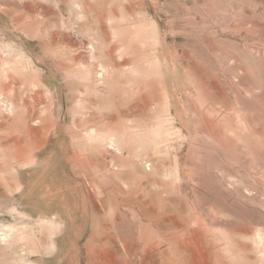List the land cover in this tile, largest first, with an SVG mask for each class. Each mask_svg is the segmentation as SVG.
I'll list each match as a JSON object with an SVG mask.
<instances>
[{"label": "rangeland", "instance_id": "1", "mask_svg": "<svg viewBox=\"0 0 264 264\" xmlns=\"http://www.w3.org/2000/svg\"><path fill=\"white\" fill-rule=\"evenodd\" d=\"M0 206V264H264V0H0Z\"/></svg>", "mask_w": 264, "mask_h": 264}, {"label": "crops", "instance_id": "2", "mask_svg": "<svg viewBox=\"0 0 264 264\" xmlns=\"http://www.w3.org/2000/svg\"><path fill=\"white\" fill-rule=\"evenodd\" d=\"M56 185H58V183ZM59 191H60V189H57L56 193L58 194ZM58 199H59L58 197H54V196H53V198L51 197L50 200H45L44 197H37V196L31 198V197H29V194L23 195L22 197H19V200H21V202L23 204L24 203L25 204L34 203L37 206H40L42 203H44L46 201H50V202L53 201V202L58 203V201H59ZM30 205H32V204H30ZM29 208H31V207H29ZM59 211H60V209L57 207L56 210L54 211V213H50L46 216H51V217L56 218L60 214ZM36 214L38 217V216H41V214L45 215L46 213L42 212L41 210H38L36 212ZM49 243L50 242H48L47 244H44L41 248L43 250H46V247L51 245ZM57 252H58V245L55 244V246L52 247V249L50 251H44L43 253H40V257L33 259L32 264H59Z\"/></svg>", "mask_w": 264, "mask_h": 264}, {"label": "built area", "instance_id": "3", "mask_svg": "<svg viewBox=\"0 0 264 264\" xmlns=\"http://www.w3.org/2000/svg\"><path fill=\"white\" fill-rule=\"evenodd\" d=\"M3 217V214H2V208L0 206V235H2L1 233L4 232V227L3 226V223H1V218ZM3 219V218H2Z\"/></svg>", "mask_w": 264, "mask_h": 264}, {"label": "bare ground", "instance_id": "4", "mask_svg": "<svg viewBox=\"0 0 264 264\" xmlns=\"http://www.w3.org/2000/svg\"><path fill=\"white\" fill-rule=\"evenodd\" d=\"M102 67H103V66H102ZM101 71L104 73V70H101ZM99 75H100V76L102 75V77H103V74L100 73ZM104 75H105V74H104ZM11 107H12V106H11ZM112 140H113V139H112ZM2 227H4V225H3ZM6 227H7V226H6ZM6 227H4L3 229L5 230ZM8 228H9V227H8ZM1 234H2L1 239H2V240H6V238H7V234L5 235L4 232H2Z\"/></svg>", "mask_w": 264, "mask_h": 264}]
</instances>
